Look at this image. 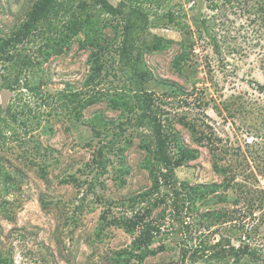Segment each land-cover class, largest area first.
I'll return each mask as SVG.
<instances>
[{
	"label": "rangeland",
	"instance_id": "rangeland-1",
	"mask_svg": "<svg viewBox=\"0 0 264 264\" xmlns=\"http://www.w3.org/2000/svg\"><path fill=\"white\" fill-rule=\"evenodd\" d=\"M35 1L0 0V37L11 34L27 18ZM79 1L90 6L89 0L76 4ZM111 1L128 5V0ZM141 3L149 18L142 39L146 43L155 42V36L171 40L167 49L146 50V64L156 82H174L181 90L172 95L167 86L156 82L150 88L183 143L200 150L197 159L176 168L177 178L192 185L222 183L224 175L214 169L218 162L242 173L237 179L246 178L248 186L263 189L258 169H264V12L260 13L258 0L247 4L220 0L215 10L209 8V0ZM168 10L175 12L180 25L167 19ZM94 11L107 23L106 36L118 44L123 31L120 17L99 8ZM208 21L213 26L211 34ZM83 39L80 33L62 51L44 59L39 46L46 34L40 33L21 46L22 55L32 64L0 61V250L9 264L138 263L122 252L130 249L133 235L113 224L102 225L101 215L109 219L130 216L132 209L144 205L136 203L132 208L130 197L152 184L142 166L146 152L140 146L143 139L149 140L150 130L127 126L124 137L133 141L124 154L129 172L120 174L118 155L109 147L120 131L117 123L126 117L101 101L84 109L77 120L58 98L65 87L81 89L89 73L90 49ZM184 46L188 55L183 70L178 71L173 62ZM112 56L110 70L117 76L110 75L106 85L120 87L126 76H122L116 52ZM3 91H8L6 102ZM96 114L116 123L98 125L101 133L97 134L91 124ZM208 132L212 133L210 141ZM253 139L262 148L247 165L244 156L252 157L253 148L246 143ZM124 143L122 138L117 145ZM101 160L106 163L104 169L98 165ZM237 192L231 187L227 195L232 198ZM196 205L197 210L184 208L181 214L167 208L161 234L152 244L163 248L142 264H235L229 258L207 261L194 252L201 242L215 243L221 237L256 250V257L244 256L238 264H264L260 211L245 220H218L210 219L208 213L233 211L241 205L216 198L208 202V197ZM162 207L151 217L156 218Z\"/></svg>",
	"mask_w": 264,
	"mask_h": 264
},
{
	"label": "trees",
	"instance_id": "trees-1",
	"mask_svg": "<svg viewBox=\"0 0 264 264\" xmlns=\"http://www.w3.org/2000/svg\"><path fill=\"white\" fill-rule=\"evenodd\" d=\"M76 1L36 0L28 11L27 18L11 34L0 37V61L8 60L24 66L32 64L30 58L22 55L23 47L21 46L40 33L46 34L45 43L39 46V52L44 59H48L52 52L62 51L65 45H69L76 36L83 33L82 43L90 49L89 73L81 89L65 87L60 91L58 98L77 120L81 119L84 109L101 101H106L112 109L120 111L121 115L126 117L125 121L117 123L120 131L111 140L109 147L110 150H115L118 155L120 174L129 172L124 154L133 141L132 137H124L127 126L146 127L150 130L149 140L143 139L140 146L146 152L142 166L148 171L152 184L148 189L130 197L132 208L136 203H144V205L137 210L132 209L130 216L123 215L109 219L105 213L101 215L102 225L113 224L133 235L130 249L122 251L124 254H128L129 260L131 258L138 260V263L130 264H142L146 257L156 255L159 250H162L163 247L155 249L152 244L161 234V225L168 207L172 208L171 210L175 214H181L184 208L192 211L197 210L196 202L198 200L204 201L208 197V202H210L211 199L216 198L223 202H231L232 205L241 206L233 211H210L208 213L210 219L233 220L241 217L242 220H245L260 211L264 220V188L248 186L246 178L237 179V174L242 173H238L229 165L224 166L214 162V169L224 175L222 183L192 185L177 178L176 168L187 161L197 159L200 150L183 143L180 132L173 126L169 114L157 104L159 98L155 95V90L150 88V83L156 82V78L146 64L144 52L148 49L151 51L167 49L171 40L155 36V42L146 43V39H142L141 31L145 29L149 20L147 11L141 5L144 0H128V5L125 1H120L116 5L111 0H89L90 6H87L83 1L76 4ZM232 1L222 0L223 3ZM242 1L244 4L249 2V0ZM219 5L220 0H209L210 9L215 10ZM258 5L260 13L264 12V0H258ZM95 8H99L103 13L120 17L123 31L118 44L106 36L105 26L107 23H103V20L96 16ZM176 18L174 11H167V19L180 25V21ZM212 28V24L208 21V34H211ZM112 52H116L118 55L122 76H126L120 87L106 85V80L110 75L117 76L110 70ZM187 55L188 51L184 46L174 58L175 69L183 70ZM14 82L17 84L19 80ZM156 83L167 86L172 95L181 90L180 87H175L177 85L174 82ZM14 86L15 83H11L10 87L14 88ZM114 123H116L115 120L106 119L102 114H96L91 120L92 128L97 134L101 133V130L97 128L98 125L108 126ZM190 129L193 132L195 130L193 125H190ZM122 138L125 143L117 145ZM211 139L212 133L208 132V141ZM246 144L253 148L252 157L244 156L247 165H249L251 160H256L257 157L254 153L260 152L262 145L255 139ZM102 149L101 147L99 150L100 155ZM101 159L106 160L104 155ZM98 165L103 169L106 168V163L102 162ZM258 175L264 178V169H258ZM255 176L258 178L256 174ZM121 183H125V179L122 177ZM231 187H235L238 191L232 198L227 195V190ZM160 206L163 207L159 215L156 218L151 217L153 211ZM242 224L245 226V222ZM223 241L226 243L224 244ZM194 252L199 253L207 261L218 260L221 262L229 258L228 260L233 259L235 264H238L244 256L252 255L254 258L257 255L256 250L251 249L248 244L236 246L225 237H221L215 243L204 244L201 242L200 247L195 248ZM0 264H9L1 250Z\"/></svg>",
	"mask_w": 264,
	"mask_h": 264
},
{
	"label": "water",
	"instance_id": "water-1",
	"mask_svg": "<svg viewBox=\"0 0 264 264\" xmlns=\"http://www.w3.org/2000/svg\"><path fill=\"white\" fill-rule=\"evenodd\" d=\"M7 95H8V91H3L2 94H1L2 100H3L4 102L7 101Z\"/></svg>",
	"mask_w": 264,
	"mask_h": 264
}]
</instances>
